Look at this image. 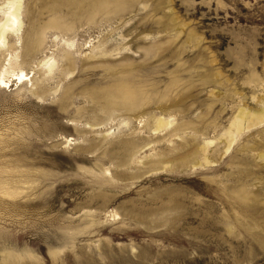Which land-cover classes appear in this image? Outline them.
Listing matches in <instances>:
<instances>
[{
  "label": "rangeland",
  "instance_id": "obj_1",
  "mask_svg": "<svg viewBox=\"0 0 264 264\" xmlns=\"http://www.w3.org/2000/svg\"><path fill=\"white\" fill-rule=\"evenodd\" d=\"M24 5L44 36L0 87V264H264V122L225 151L263 106L264 0Z\"/></svg>",
  "mask_w": 264,
  "mask_h": 264
},
{
  "label": "bare ground",
  "instance_id": "obj_2",
  "mask_svg": "<svg viewBox=\"0 0 264 264\" xmlns=\"http://www.w3.org/2000/svg\"><path fill=\"white\" fill-rule=\"evenodd\" d=\"M24 14H25V16L27 15V11H26L25 5H24V0H3L2 3L0 4V87L6 88L7 86H9L10 83L13 81L12 77H17V80H19L20 82H24L25 80H27L28 74L25 72L23 66L25 63L27 64V63L32 62L33 58L35 57V54L37 53V51L39 50V48L43 44L44 33H37V32H36L34 37H30L29 39L27 37L26 38L27 42L25 41V44L22 43V41H23V28H24V23H25L24 17H23ZM33 27H35V26H33ZM32 31L34 32V31H36V29L33 28V30L31 29V32ZM39 32H40V30H39ZM72 44H73V41H71V43H68V42L65 43V45L67 47L72 46ZM19 48L22 50L20 53L18 52ZM23 52H24V55H23ZM63 56L68 57L67 60H70V52L68 50H66V49L64 50ZM1 59L4 60V63L1 61ZM42 65L46 67V71L44 72V74H48V73L50 74L53 71V67L56 65V61L53 58L52 61H49V60L44 61L42 63ZM47 79L48 78H44V77L41 78L40 77L39 79L34 78L33 80H31V78H30V81H33L32 85L36 86V90L34 93L42 94L45 92V90L40 89V83L39 82L45 81ZM241 96H239V97H241ZM261 102H263V106L260 107L259 109H257V111L255 113L254 112L251 113L245 107V105H244V107H241V106L239 107V109L236 112V114L234 115L233 120L231 122V125L229 127L228 139L226 140V145H225V148H226L225 151L226 152H228L231 149V147L233 146L232 144H233L234 139L236 137V133H241L245 128L248 129V128L256 125V124L258 125L259 123L264 122V95L262 96ZM169 124H170L169 120H164L163 118L157 119L155 122L156 128L153 130L156 132L157 131L161 132L164 129V127L166 128V126ZM176 136H178V134ZM235 141H236V139H235ZM209 143H211V140L209 141ZM208 145L201 147V149H200L201 153H199V151L197 152L201 156L200 159H198L196 161L194 159L193 161H190V163H187V161L182 162L179 160L180 165H192V167H198V166H204L205 167V166L210 165L212 160H210L209 157L205 156V152L208 148ZM133 156H134V154L127 153V155L123 156V158H122V156L120 158L118 157L119 160L117 161V164H119V163L123 164L127 160H133L134 159ZM164 156H167V151H164V152L162 151L161 153H158L157 154L158 159L152 161L156 165L161 164L162 166L160 167V169L167 167L166 165L170 162L175 164L174 163L175 160L173 161L169 157H167V159L166 158L163 159ZM182 157H180V159H182ZM188 159L189 158H187V160ZM183 160H186V159L184 158ZM157 169H158V167H157ZM11 190H13V189H11ZM18 191H19V189H18ZM2 192H4V191H2ZM177 202H179V200ZM175 204H176V202L174 203V205Z\"/></svg>",
  "mask_w": 264,
  "mask_h": 264
}]
</instances>
